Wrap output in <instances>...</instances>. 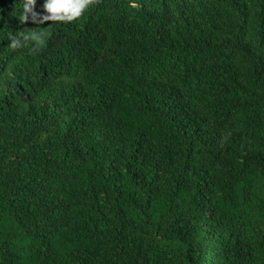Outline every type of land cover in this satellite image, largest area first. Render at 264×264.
Returning <instances> with one entry per match:
<instances>
[{"label": "trees", "instance_id": "1", "mask_svg": "<svg viewBox=\"0 0 264 264\" xmlns=\"http://www.w3.org/2000/svg\"><path fill=\"white\" fill-rule=\"evenodd\" d=\"M25 3L0 0V264H264V0Z\"/></svg>", "mask_w": 264, "mask_h": 264}, {"label": "clouds", "instance_id": "2", "mask_svg": "<svg viewBox=\"0 0 264 264\" xmlns=\"http://www.w3.org/2000/svg\"><path fill=\"white\" fill-rule=\"evenodd\" d=\"M89 0H44V13L35 11L36 0H26L24 4V20L28 21L33 16L39 19V22L44 20H72L79 17L87 7ZM31 14V17L30 15ZM32 39L39 41L41 33H33Z\"/></svg>", "mask_w": 264, "mask_h": 264}]
</instances>
